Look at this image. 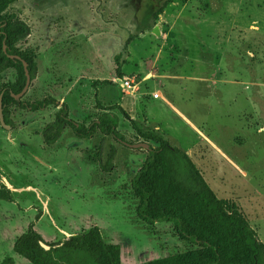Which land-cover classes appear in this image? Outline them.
Instances as JSON below:
<instances>
[{"label": "rangeland", "instance_id": "1", "mask_svg": "<svg viewBox=\"0 0 264 264\" xmlns=\"http://www.w3.org/2000/svg\"><path fill=\"white\" fill-rule=\"evenodd\" d=\"M140 3L19 0L7 16L31 28L17 48L38 69L22 100L53 97L86 125L103 114L97 101L120 105L187 153L218 198L234 204L264 244V0H170L154 26L160 35L153 28L130 44L120 59L124 78L118 79L115 57L135 34ZM128 77L139 82L138 91L122 87ZM16 80V71L4 72L0 91ZM97 81L113 86L97 84L95 90ZM59 108L31 113L12 107L14 128L0 123V181L14 198L0 200V264H30L13 248L32 224L46 243L98 227L106 243L120 246L121 264L194 250L172 224L149 226L136 217L130 183L147 151L110 137L99 151L100 133L80 140L69 128L53 147L45 146L42 131ZM115 113L126 143L146 144ZM111 147L117 155L104 173Z\"/></svg>", "mask_w": 264, "mask_h": 264}, {"label": "trees", "instance_id": "2", "mask_svg": "<svg viewBox=\"0 0 264 264\" xmlns=\"http://www.w3.org/2000/svg\"><path fill=\"white\" fill-rule=\"evenodd\" d=\"M169 1L141 0L135 34L128 36L120 54L115 57L118 79L124 78L121 56L127 54L128 47L139 35L154 28ZM18 2L0 0V75L8 70L17 73L16 82L4 85L0 91L3 93L5 123L14 128L10 118L12 107L31 113L60 107L54 120L42 131L45 146L53 147L64 129L69 128L74 137L80 140H92L100 133L103 139L98 150L102 151L108 137L122 146L126 142L125 136L119 131L117 111L137 137L150 146L147 159L130 183L131 192L137 200V219L149 226L172 224L178 239L195 247L186 255L145 264H264V244L237 207L218 198L187 153L132 119L120 105L104 107L97 101L96 106L103 114L86 125L72 120L69 106L66 103L60 104L53 97L33 102L17 101L14 98L23 91L26 84L22 61L28 64L31 81L36 79L38 72L33 58L17 48L31 36V28L21 19L7 16L11 7ZM9 56L19 57L22 61L10 59ZM97 84L113 86L109 81H97L93 85L95 90ZM151 143L158 147H152ZM116 155V148L111 147L107 162L102 166L104 173L111 172ZM0 200L13 202L11 191L1 182ZM43 246L49 250L46 251ZM14 252L30 264H121L120 246L106 243L98 227L69 240L46 243L32 224L16 241Z\"/></svg>", "mask_w": 264, "mask_h": 264}, {"label": "water", "instance_id": "3", "mask_svg": "<svg viewBox=\"0 0 264 264\" xmlns=\"http://www.w3.org/2000/svg\"><path fill=\"white\" fill-rule=\"evenodd\" d=\"M153 33L155 35H160V32L158 30V28H154L153 29ZM4 52H6V47L3 48ZM10 59H16L18 61H22L19 57H16V56H9ZM23 63V66H24V71H25V76H26V84H25V87L23 89V91L18 94L17 96H14V98L17 100V101H20L28 92L29 88H30V85H31V77H30V74H29V71H28V64L25 62V61H22ZM0 123L2 125V127L7 130V131H10L11 130V127L8 126L6 123H5V120H4V114H3V93L0 94ZM123 145L130 148V149H143L145 151H148L150 149V146L148 144H145V143H142V144H128L126 142H123ZM46 250H49L48 247L46 246H43Z\"/></svg>", "mask_w": 264, "mask_h": 264}, {"label": "built area", "instance_id": "4", "mask_svg": "<svg viewBox=\"0 0 264 264\" xmlns=\"http://www.w3.org/2000/svg\"><path fill=\"white\" fill-rule=\"evenodd\" d=\"M121 85L126 90L131 91H138V88L140 86L139 82L136 81L135 78H126L121 82ZM153 99L157 100L159 99V94H153Z\"/></svg>", "mask_w": 264, "mask_h": 264}, {"label": "flooded vegetation", "instance_id": "5", "mask_svg": "<svg viewBox=\"0 0 264 264\" xmlns=\"http://www.w3.org/2000/svg\"><path fill=\"white\" fill-rule=\"evenodd\" d=\"M129 1H130L132 4L140 3V2H137V1H139V0H127V2H129ZM140 5H142V2L140 3ZM138 11H139V9H138ZM138 11H137V12H138ZM0 94H1V93H0ZM22 99H23V98H22ZM22 99H21V100H22ZM21 100H20V101H21ZM59 109H60V108H59ZM8 126H9V125H8ZM3 129H4V128H3ZM11 129H13V128L11 127ZM65 129H66V128H65ZM0 182H1V181H0ZM1 183L4 184L3 182H1ZM4 185H5V184H4ZM5 186H6V185H5ZM6 187H7V186H6ZM7 188H8V189L11 191V193H12V190H11L9 187H7ZM12 194H13V193H12ZM12 197H13V195H12ZM4 202H5V201H4ZM13 202H14V198H13ZM13 202H12V203H13ZM7 203H8V202H7ZM73 237H74V236H73ZM18 239H19V238H18ZM18 239H17V240H18ZM17 240H16V241H17ZM63 241H64V240H63ZM59 242H60V241H59ZM15 243H16V242H15ZM14 245H15V244H14ZM13 251H14V248H13ZM14 253H15V252H14ZM15 254H16V253H15ZM17 255H18V254H17ZM18 256H19V255H18ZM20 257H21V256H20ZM22 258H23V257H22ZM11 264H13V263H11Z\"/></svg>", "mask_w": 264, "mask_h": 264}]
</instances>
